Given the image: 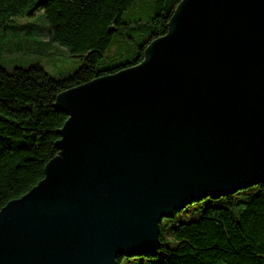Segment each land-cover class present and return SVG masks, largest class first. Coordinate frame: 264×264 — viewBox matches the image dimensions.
I'll return each instance as SVG.
<instances>
[{"label":"water","instance_id":"95a60500","mask_svg":"<svg viewBox=\"0 0 264 264\" xmlns=\"http://www.w3.org/2000/svg\"><path fill=\"white\" fill-rule=\"evenodd\" d=\"M43 176L0 207V264H118L203 197L264 183V0H180L143 58L59 91Z\"/></svg>","mask_w":264,"mask_h":264},{"label":"trees","instance_id":"16d2710c","mask_svg":"<svg viewBox=\"0 0 264 264\" xmlns=\"http://www.w3.org/2000/svg\"><path fill=\"white\" fill-rule=\"evenodd\" d=\"M153 1L152 25L135 57L98 68L113 33L120 34V27L126 25L120 15L132 0H0V26L10 17L30 16L41 9L48 38L81 59L72 72L57 77L39 63L10 71L0 65V207L42 178L44 163L57 153L55 128L67 116L51 104L57 93L139 62L146 44L167 31L180 0ZM221 196L203 197L206 202L196 218L174 222L169 242L160 229L157 245L133 254L144 257L133 264H264V183ZM122 256H116L118 264Z\"/></svg>","mask_w":264,"mask_h":264},{"label":"rangeland","instance_id":"374dc122","mask_svg":"<svg viewBox=\"0 0 264 264\" xmlns=\"http://www.w3.org/2000/svg\"><path fill=\"white\" fill-rule=\"evenodd\" d=\"M154 12L153 0H132L120 15L121 22L126 25L120 27V34L113 33L97 67L107 68L131 61L137 47L148 37ZM36 63L54 77L69 74L81 63L79 57L70 55L64 46L48 38V25L41 9L30 16L10 17L0 26V65L10 71L14 66L27 67ZM219 198L224 199V196ZM205 202L202 198L187 203L172 217L163 216L159 224L164 239L170 241L168 231L174 222L196 218ZM128 258L126 260L127 256L123 255L119 264H133L144 259L141 255Z\"/></svg>","mask_w":264,"mask_h":264}]
</instances>
